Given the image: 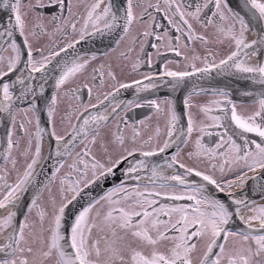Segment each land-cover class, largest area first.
<instances>
[{
  "label": "snow or ice",
  "instance_id": "snow-or-ice-1",
  "mask_svg": "<svg viewBox=\"0 0 264 264\" xmlns=\"http://www.w3.org/2000/svg\"><path fill=\"white\" fill-rule=\"evenodd\" d=\"M0 6L9 10L0 13V264H264V0ZM93 37L109 50L77 48ZM147 46L182 59L157 71ZM101 57L92 84L106 75L111 90L92 103L93 86L72 85ZM125 68L139 78L118 79ZM221 76L249 85L250 111L227 84L193 83L181 111L172 96L139 95ZM130 89L136 99L117 101ZM202 95L211 98L197 103ZM145 106L148 115L129 118ZM98 185L107 187L93 195Z\"/></svg>",
  "mask_w": 264,
  "mask_h": 264
},
{
  "label": "flooded vegetation",
  "instance_id": "flooded-vegetation-1",
  "mask_svg": "<svg viewBox=\"0 0 264 264\" xmlns=\"http://www.w3.org/2000/svg\"><path fill=\"white\" fill-rule=\"evenodd\" d=\"M157 31H159V29ZM99 39H100L99 37H96V38L93 39V40L97 41V43H95V44H93L92 40H90V41H87V42H84V43H81V44L77 45V48L78 49H85L86 50L87 48L93 46L94 50H96V49L99 50L98 51V56H99L100 53L109 50L108 47H106V46H108L109 45L108 43L111 42L108 39H104L103 44H100L99 43ZM155 42H156V40L154 38V43ZM41 43L47 44L48 43V39L47 38H43L42 41H41ZM84 46H86V48H84ZM125 46H126V44H121L120 48L117 51L123 50ZM138 51H139V45H137V52ZM154 52H155V50L153 49L151 52H149V54H153L154 64H153L152 67L155 68V70H157V71L162 70L163 65H164V62L166 60L175 61L177 59H182V58H178V57L172 56V55H170V52H166L165 51V52H163V54L165 56V59L159 64V62H157L158 61V57L154 55ZM115 55L116 54H113L112 57L110 58L111 61L113 62V64H116L117 63V61L115 60ZM61 56L63 57V55H61ZM107 62H108V60L104 59L103 57H101L97 61L93 62V64L89 66L88 71L83 76L79 77L74 82V84L72 86L73 87H76V86L81 85L82 83H88L90 86H93V84H92V77H91L92 68L93 67H97L101 63H107ZM120 63H124V62H120ZM170 67H172V68L175 69L176 68V65L175 64H171ZM150 70L151 69L149 67H147V66H144V67L141 68V71L142 72H148ZM117 74H118V79H120L121 81H127V80H130V79H133V78H139V74H130L129 73V69H127V68H125L123 72H120L119 69H117ZM104 80H105L104 86L99 85V83H97V84H95L93 86V96L91 98V102L92 103H95L96 102V100H95V94L97 92H101L102 93L103 91H110L111 90V83L112 82L108 80V78H107L106 75L104 77ZM53 83L54 82L51 79H49V83L47 85V92H49L50 94L53 91ZM80 96H81L82 100L85 103L89 102V97H88V94H87V90L86 89L81 88V90H80ZM165 96H172V95L169 94L168 92L166 93V95H164V94L162 95L161 93H155L153 96L148 97L147 99L163 98ZM201 97H204V98L201 99V100H197L196 101L197 103H204V102H206L209 99L207 95H202ZM143 99H145V97ZM238 103H240V102H238ZM41 104H43V102H41ZM240 104L243 107L244 104H242V103H240ZM43 106H44V104H43ZM63 107H64V105H61V110H63ZM41 118H42L41 124L43 126L44 120L46 119V112L41 113ZM18 119H20V117H18ZM34 123H35V121H34ZM63 127H64L63 125H59L58 124V130H62ZM54 162L52 163V165L54 164ZM96 190L97 189L95 188V189L92 190V192L93 191H96ZM45 195H46V193H45ZM253 198H257L256 195H253ZM81 203H84V201H81ZM75 207H79V205H76ZM69 210L72 211L73 209L70 208Z\"/></svg>",
  "mask_w": 264,
  "mask_h": 264
},
{
  "label": "water",
  "instance_id": "water-1",
  "mask_svg": "<svg viewBox=\"0 0 264 264\" xmlns=\"http://www.w3.org/2000/svg\"><path fill=\"white\" fill-rule=\"evenodd\" d=\"M241 3H242V0H239V2H238V0H230V6L233 7V9H238L240 7ZM0 4H2V0H0ZM8 11H9L8 9H4L2 6H0V13L6 14ZM94 38H96V37H93V39ZM82 43H84V42H82ZM108 44L110 45L111 42H109ZM84 48H86V46H84ZM89 48H92L94 50L93 46H91ZM61 55H64V54H61ZM157 83H159V82L157 81ZM193 83H197L201 87H213V86H217V85L223 86V85L227 84L233 89V98L242 99V100H253L252 96L245 97L242 95L243 91L245 89L249 88L248 84H245L244 82L238 80L237 78H228L225 76L215 77L214 80H209V79L197 80L196 78H192V80L189 81L187 88H184L183 90L178 91V92H172L167 86L161 85V87H159L157 90H155L153 92L140 93L139 95L143 98V97L154 95L155 93L166 94L168 92L169 94L172 95V97L175 98L177 110L181 111L182 110L183 97L186 94L188 88H190ZM258 90L259 89H256V91H258ZM116 99H117V101L125 100V99H136V96L134 95V92L131 89L127 90V91L121 90L120 94L116 97ZM41 107H44L43 104H41ZM3 120H4V116L0 115V121H3ZM41 122H42V118H41ZM45 136H46L45 149H46V155H47L48 154V151H47V133H45ZM4 145H5L4 144V123L0 122V150H2ZM170 151H174V149H172ZM54 161L55 160H54V154H53V159H49L46 161L45 169L47 170V169L51 168L52 163ZM38 178L40 180H43L44 175H39ZM30 195H31V193L28 194V196H30ZM251 195H255V192H252ZM221 198H223L222 195H221ZM26 199H27V197H26Z\"/></svg>",
  "mask_w": 264,
  "mask_h": 264
},
{
  "label": "bare ground",
  "instance_id": "bare-ground-1",
  "mask_svg": "<svg viewBox=\"0 0 264 264\" xmlns=\"http://www.w3.org/2000/svg\"><path fill=\"white\" fill-rule=\"evenodd\" d=\"M158 19H159V21H160V23L161 24H163L164 26H165V28H167V27H169L168 25H167V22H166V20H164V19H162V17H158ZM160 31H162L161 29H159V31L158 32H160ZM175 34V33H174ZM151 39V42L152 43H154V37L153 38H150ZM153 49L150 47V46H147L146 47V51L149 53V52H151ZM222 52L223 51H226V49H222L221 50ZM170 55H172V56H175L174 55V53H170ZM162 57V58H161ZM176 57V56H175ZM165 59V56H164V54H162L161 56H159L158 57V61L157 62H159V64L163 61ZM103 92H107V91H103ZM102 92V93H103ZM79 95H80V93H79ZM163 95V94H162ZM164 95H166V94H164ZM151 96H153V95H151ZM151 96H147V97H145V99H147L148 97H151ZM208 96V98L210 99L211 97H210V95H207ZM144 98V97H143ZM204 97H201V96H198V97H195L194 99H195V101H197V100H201V99H203ZM233 99H235L236 101H238V102H240V103H242V104H244L243 105V109H246V110H251L252 109V107H254V104H253V101L252 100H242V99H236V98H233ZM151 112V110L147 107V106H145V107H143V108H137V109H134L133 111H131L130 113H129V118L130 119H136V120H138V119H141V118H143L145 115H148L149 113ZM210 139V138H209ZM5 146V145H4ZM78 150V149H77ZM101 186H103V187H107V185H98V186H96V189H101ZM253 196V195H252ZM256 199H258V197L256 198Z\"/></svg>",
  "mask_w": 264,
  "mask_h": 264
},
{
  "label": "rangeland",
  "instance_id": "rangeland-1",
  "mask_svg": "<svg viewBox=\"0 0 264 264\" xmlns=\"http://www.w3.org/2000/svg\"><path fill=\"white\" fill-rule=\"evenodd\" d=\"M46 38V37H45ZM195 111V110H194ZM101 189H97L96 191H93L92 193H94L93 195H95L96 193H99Z\"/></svg>",
  "mask_w": 264,
  "mask_h": 264
}]
</instances>
